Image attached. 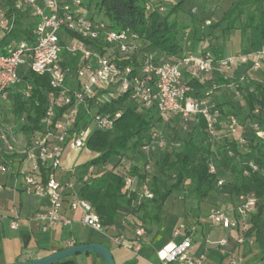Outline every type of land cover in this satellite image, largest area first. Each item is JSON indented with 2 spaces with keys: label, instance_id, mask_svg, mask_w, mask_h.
Returning <instances> with one entry per match:
<instances>
[{
  "label": "built area",
  "instance_id": "1",
  "mask_svg": "<svg viewBox=\"0 0 264 264\" xmlns=\"http://www.w3.org/2000/svg\"><path fill=\"white\" fill-rule=\"evenodd\" d=\"M87 1L0 0V175L9 166L7 154L17 152L29 164L31 170L24 176L25 191L47 198L49 203L47 210L35 214L44 231L72 222L61 213L68 193L73 195L71 206L82 208L83 225L97 230L105 228L93 205L80 197L74 174L59 179L55 171L63 167V156L68 145L74 149L85 147L93 128L112 129L122 111L103 113L94 110L91 113V125L78 132L74 127L80 105L87 106L92 103L93 106H98L114 97L127 94L138 109H156L164 122L172 120L174 116H202L209 136L215 137L221 121L214 99L217 85L214 84L205 95H198L184 80L182 65H192L205 74L219 73L225 80L235 77L244 82L250 80L246 73L253 76L261 69L264 61V45L223 57H217L210 51L202 52L198 56L189 54L180 63L156 60L154 53L141 51L142 42L137 34L127 29L117 30L107 21L87 14ZM145 6L146 11L158 9L164 12L167 9L161 0H146ZM21 16L35 20L32 33L27 38H15L13 34ZM207 23L210 21L207 20ZM65 29L77 33L78 36H69L64 32ZM135 53H139L136 64L132 57ZM66 56L77 60L75 69L63 65ZM238 67H246V72L234 75L232 70ZM21 68L41 75L49 74L52 86L60 89L58 96L50 94L51 103L43 120L44 126L30 133V140L23 147H19L16 129L21 130L20 125L26 123V119L15 121L10 112L9 100V92L17 84H22L23 93L30 96L32 86L23 82L19 74ZM72 101V106L58 117L56 107ZM74 106L75 109H72ZM10 114L13 115V122L9 121ZM239 126L238 117L230 115L229 131L237 136L239 145H245L247 141L243 134L238 133ZM254 128L264 145V130L260 129L258 123L254 124ZM157 137L158 133L154 131L153 139ZM158 142L160 148L166 146L163 137L159 136ZM249 164L258 169L253 161ZM46 166L52 171L43 179L40 170ZM152 168L153 162L148 156L142 166L145 178L126 176L128 187L134 182L139 183V202L155 196L151 189ZM209 172L217 173L213 161L209 164ZM216 182L218 187L225 183L220 177L216 178ZM2 189L3 185L0 183V191ZM237 199V204L230 209H212L208 215L209 222L215 227L240 230L242 234L237 238L238 245L255 244V237L247 236V232L251 226L252 214L256 211V197L250 193L241 194ZM17 225L16 221L12 222V227ZM144 232L143 226L136 229V249H140L142 245ZM178 234L180 231H175V235ZM218 244L226 246L228 239L223 238ZM192 249L190 237H185L180 242L171 241L158 251L160 264H205L206 256L194 257ZM231 264H244L240 251L232 254ZM255 264H264V258L261 256Z\"/></svg>",
  "mask_w": 264,
  "mask_h": 264
},
{
  "label": "trees",
  "instance_id": "2",
  "mask_svg": "<svg viewBox=\"0 0 264 264\" xmlns=\"http://www.w3.org/2000/svg\"><path fill=\"white\" fill-rule=\"evenodd\" d=\"M8 1L12 2L13 0ZM145 3L146 0H88L87 8L90 10L93 6L98 12L103 13L112 28L127 29L137 34L142 42L140 49L143 53L145 51L154 53L155 59L160 61L182 62L183 58L189 54L185 53L182 43V35L186 25L181 24L178 14L181 11L184 12L186 6H191L189 10L191 16L196 14L198 9L193 4L194 0L164 2L167 7L164 12H160L158 9L146 11ZM194 8L196 11H193ZM262 11H264V0H234L230 8L224 12L221 20L216 23V26H221L223 22H226L224 29H239L246 33L249 29L264 25ZM21 19L22 16L18 19V26L13 32L15 38H27L32 33V29L25 30L19 27ZM191 19L194 20L193 17ZM64 32L71 37L78 36L77 33L67 29ZM5 41L6 39L3 42ZM202 52L206 51H200L195 55L198 56ZM210 52L217 57L227 55L221 48ZM138 55L139 53L132 55L134 64L137 63ZM66 57L65 62H62L63 65L75 69L77 60H72L69 56ZM181 68L184 80L195 89L198 95H205L212 88V83L222 84L232 81L231 79L225 80L219 73H202L192 65H182ZM19 74L25 83L27 82L32 86V89L30 96L23 93L22 84H17L10 90V112L14 115L16 122H21L22 118L26 119V123L21 124L20 128L25 133L30 134L35 130L42 129L47 108L51 103L50 94L54 93L58 96L60 89L52 86L51 78L47 73L41 75L21 68ZM67 83H69V79ZM75 85L76 83L74 87ZM73 102L57 106V116L63 115ZM247 102L250 108L249 115L253 121L250 124L249 133L245 131L242 134L247 141L246 144H250L249 151L242 155L239 151L240 145L237 142V137L234 135L235 138L229 143L230 148L226 150L229 152L227 157L234 160L235 155H240L244 160L240 167L230 163L232 164L230 168L236 172V176L232 181L225 182L220 188L222 192L235 198L241 194L253 193L255 195L257 200L256 211L252 214L251 226L247 236H255L264 258V145L254 128V124L258 123L260 129L264 130V88L262 85L256 84L250 90L247 95ZM216 103L221 119L220 104L217 101ZM92 106V103H88L87 106L83 104L78 107L75 131L79 132L91 125L92 112L89 108ZM94 107L95 110L103 113L122 111L112 129H92L86 147L96 152L97 155L81 164L74 171L76 181L78 180L79 183L77 190L80 197L93 205L104 226L115 224L120 205L131 207L135 212L143 211L145 220L151 219L157 226H161L167 199L179 190L186 181H190L189 191L199 200L209 197L214 188H218L216 182L218 174L209 172V164L211 161L214 162L213 158L216 154L212 150L211 144L199 137L209 135L204 118L202 116L190 118L176 116L173 117L175 122H183L185 126H192L196 133L194 136L179 142V149L174 153L173 158L171 153L166 152L158 163V169L154 163L150 176L151 189L155 196L152 199H144L139 202L138 191L128 190L126 176L131 175L138 177V179L145 178L142 166L147 156L140 149H145L154 141L153 132L159 123L163 122L162 117L156 109H138L127 94L114 97L111 101ZM131 150L141 152L143 156L131 162L127 172L122 169L110 171L107 169L108 167L106 168L112 162H120L125 154ZM216 159V163H218L220 158L217 155ZM250 161H253L258 169L251 167ZM226 162L224 164H227ZM172 170L174 171L173 175L169 174V171ZM218 170L221 172L220 166H218ZM158 171L160 175L157 174ZM169 179L173 180L171 184L167 183ZM161 181L164 182L163 185H161ZM76 244L79 242L76 241Z\"/></svg>",
  "mask_w": 264,
  "mask_h": 264
},
{
  "label": "crops",
  "instance_id": "3",
  "mask_svg": "<svg viewBox=\"0 0 264 264\" xmlns=\"http://www.w3.org/2000/svg\"><path fill=\"white\" fill-rule=\"evenodd\" d=\"M262 16L264 21V11H262ZM26 20L33 24L35 22L32 18L24 17L19 23L21 29L26 27ZM247 32L251 35V41L244 50L238 52L249 51L264 45V25L249 29ZM232 71L237 76L245 73L246 67H238ZM253 80L255 81H253L254 84L252 83L253 87L260 84L264 88V61L261 69L253 75ZM9 121H14L12 114L9 115ZM16 134L19 147L29 142L28 133L16 129ZM80 149H74L71 145L66 147L63 167L55 171L59 179L74 174V171L81 165L74 162ZM87 150L90 152L89 159L97 155L96 152L88 148ZM6 158L10 160L9 166L0 175V183L3 185L0 191V264L35 260L76 245L95 242L103 243L110 248L116 264H160L158 251L167 243L180 242L185 237L192 239L194 257L206 256L205 264H231L232 254L238 251L243 255L244 264H255L262 256L257 243L238 245L237 238L242 234L240 230L215 227L202 219H186L180 215L178 208H167L169 198L165 203L161 226H157L151 219L145 220L143 211L135 212L131 207L120 205L115 224L97 230L81 223L82 208L71 206L73 195L68 193L64 198L61 213L72 222L59 224L44 231L35 214L48 209V200L45 197L29 194L24 189V176L31 170V167L17 152L7 154ZM50 171L52 170L47 166L41 168L40 174L43 179ZM126 186L129 191H139L137 182L132 183L130 187L126 183ZM76 188H79L78 180ZM235 199L234 205L238 202V199ZM216 207L230 209L223 205L214 208ZM13 221L17 222V227H12ZM139 226H143L145 232L140 249H136L134 239ZM177 230L180 234L175 235ZM223 238L228 239V245L218 244V241ZM76 241L79 244H76ZM53 264H106V262L101 255L89 252L67 257Z\"/></svg>",
  "mask_w": 264,
  "mask_h": 264
},
{
  "label": "rangeland",
  "instance_id": "4",
  "mask_svg": "<svg viewBox=\"0 0 264 264\" xmlns=\"http://www.w3.org/2000/svg\"><path fill=\"white\" fill-rule=\"evenodd\" d=\"M168 1L170 0H161V3L164 4V2ZM233 1L234 0H194L193 4L196 5L198 9L196 14L191 16L189 12L191 6H186L184 12H179L178 19L181 24L186 25L182 35V43L186 54L195 55L200 51H215L219 48H223V52L225 53H237L247 47L251 41L250 33H243L239 29H224L226 22H223L221 26H216V23L221 20L224 12L230 8ZM87 14L94 15L95 18L107 21L104 14L98 12L93 6L87 11ZM191 17H193L194 20H192ZM208 19L211 21L209 24L207 23ZM25 26L26 27H23L22 29H33V23L29 20H26ZM246 77L250 80L242 82L234 77L231 79L232 81L228 83H214L217 85L214 96L216 101L220 104L222 111V118L218 125V133L215 137L209 135L199 136L200 139H205V141L211 144L212 150L220 158V160L218 159V163H216L217 159L215 155V158H213L214 164L217 168L218 177L223 178L225 182L232 181L236 176V172L230 168V165L236 164L240 167L244 160L240 155H235V158L233 157L234 160L227 157V153L229 152L226 150L227 148H230L229 143L236 136L229 131L228 119L232 114L237 115L240 122L238 131L240 134H244L245 131L246 133H249L251 127L250 124L253 121L252 117L249 115L250 108L247 102V95L253 88V76L246 73ZM214 84H211L212 87ZM72 109H75V106L72 107ZM89 110L93 112L95 107L92 106ZM171 121L172 120L168 122H160L159 126L154 129L157 131L158 137L148 146V149H140L145 156L152 157L153 165L155 163L157 169L159 168V161H161L166 152L171 153V157L173 158L174 153L179 149V142L190 136H194L196 133L192 126H185V123L183 122ZM91 127L93 128V125ZM159 136L161 138L163 137L166 142V146L163 148L159 147ZM249 145L250 144L240 145L239 151L242 155L249 151ZM142 156L143 154L141 152L131 150L125 154L120 162H112L106 166V168L108 167L107 169L110 171L122 169L127 172L130 163ZM89 158L90 152L85 146L79 150L74 162L83 164L84 162H87V160H90ZM225 161H227V164H224ZM228 163L229 166H227ZM218 166H220L221 172H218ZM159 171L157 174H159ZM169 174L173 175L174 171H169ZM172 182L173 180L171 179L167 181L168 184H171ZM163 183L164 182L161 181V185H163ZM190 187L191 183L188 180L179 190L169 197L167 208L170 209L176 207L179 209V213L182 217L191 220L202 219L204 222L208 223V215L215 206L223 205L226 208L235 206V197L222 192L220 187L214 188L210 196L203 200L197 199L195 195L189 191Z\"/></svg>",
  "mask_w": 264,
  "mask_h": 264
},
{
  "label": "water",
  "instance_id": "5",
  "mask_svg": "<svg viewBox=\"0 0 264 264\" xmlns=\"http://www.w3.org/2000/svg\"><path fill=\"white\" fill-rule=\"evenodd\" d=\"M94 252L101 255L106 264H116L112 251L103 243H84L76 245L55 253H52L46 257H42L35 260L28 261H16L10 264H53L64 258L71 257L80 253Z\"/></svg>",
  "mask_w": 264,
  "mask_h": 264
}]
</instances>
